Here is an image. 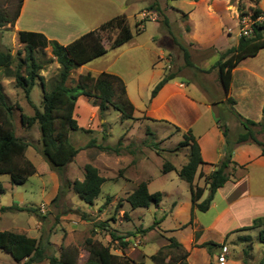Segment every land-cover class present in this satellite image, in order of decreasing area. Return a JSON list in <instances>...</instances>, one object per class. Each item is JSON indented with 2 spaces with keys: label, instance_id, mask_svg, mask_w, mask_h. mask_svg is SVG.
Wrapping results in <instances>:
<instances>
[{
  "label": "rangeland",
  "instance_id": "1",
  "mask_svg": "<svg viewBox=\"0 0 264 264\" xmlns=\"http://www.w3.org/2000/svg\"><path fill=\"white\" fill-rule=\"evenodd\" d=\"M155 1L161 8L166 6V0H132L127 7H124L126 8L124 12L128 16V23L132 28L134 37L140 43L138 49L128 52L127 46H122L115 50H110L108 54L88 63L94 74L102 68H111L112 70L120 71L121 74L130 80L129 76L131 74L142 73L144 78H146L145 86L141 89L142 97H134L139 108L136 115L139 117L142 115L141 110L148 105L149 99L152 97L154 86L162 79L158 82L154 81L157 76L155 71L161 68L159 66L154 67V62H160L163 65L161 68L163 76L171 72L178 73L181 68L185 70L184 72L181 71L180 74L183 73L185 76L189 77L192 72V67L186 65L183 53L178 46L175 45L173 56L167 62L166 56L161 55L160 50H163L166 55H168L169 50L161 45L160 40L151 42L153 36H159L160 27H165L164 17L157 11L156 13L151 12V10H154L151 7ZM39 2L46 7L47 0H39ZM96 2L97 0H95ZM168 2L169 6H178L176 0ZM79 8L81 9V7ZM238 8L239 13H248L245 3L241 1L238 3ZM81 10L83 11V9ZM144 13L146 15H143ZM249 13H252V11ZM169 15L173 21L172 25L175 31L178 32V23L174 19V17L177 20L179 19L177 14L171 12ZM236 23V19L226 20L224 31L218 34L217 43L223 48L228 46V43H235L237 33L240 30V26L238 27ZM143 25L146 26V30L142 33H137L136 29L141 30ZM233 25L236 26L228 30V27ZM227 33L231 36L228 39ZM3 35L7 36L4 39H0V42L1 40L4 42L2 45L4 50L10 48L14 54H17L18 51H23L24 45L19 40L15 41L10 38L12 31H4ZM116 35L117 30L105 32L103 34L105 44L111 45ZM212 51L213 49L200 52L199 55H196L197 57H193L192 61L195 62L193 67L195 69L198 68L199 58L205 57ZM131 54H135L134 59H129ZM20 57H24V51ZM36 57L43 66L40 73L45 75L47 88H50L57 78L59 65L53 60L50 49L37 51ZM249 59L250 62L257 60V63L251 64V67L255 70L262 69L264 73V49L258 58ZM78 76V69H73L69 84L74 85ZM0 80L4 83L10 104H20L23 112L28 115L34 114V106L40 110L43 109V87L40 80L36 81L31 91L30 100L32 104L25 96L23 90L15 86L13 78L3 76L2 70L0 71ZM132 86H134L133 82L131 83ZM193 86L194 82L192 81L188 85V92L197 98V91ZM90 102L91 104L86 101L85 97L79 99L75 117L80 128L72 130L69 138L73 145L81 148V150L60 174L51 168L50 163L41 152L42 144L39 124L35 123L30 128L25 127L21 118V110L17 107L14 108L15 134L30 143L26 156L36 166L37 173L31 176L25 184L21 185L13 184L7 174L0 175V181L5 188V191L0 194V208L13 207L5 211L0 209V230L26 232L33 237H39L41 234L50 235L53 245L52 249L48 251L49 254L59 255L63 244L78 246L80 249L79 264H83L88 257V252L84 248V241L93 234V231L95 232L93 234L94 238L105 244H108L110 240L109 231L114 229L118 235L135 233V235L139 234L141 237L142 233L139 230L150 227L156 219H160L164 214L167 220L162 225V228H171L174 222L169 208H171L174 200L183 199L190 189L189 183L180 179L175 171H170L167 174H163L164 172L162 171L163 163L166 161L172 162L177 167L187 163L189 149L179 146L180 141L183 140L184 133L175 129L174 126H156L151 121L142 118L122 121L120 112L112 106H109L101 118L98 109L97 112L94 109L93 100ZM251 110L252 112L242 114V116L254 121H261L263 118L262 111L255 105L252 106ZM221 116H223V123L228 124L232 136L241 130L242 127L236 115L228 113ZM102 119L105 120L103 124H101ZM90 120L92 121L91 123ZM88 123H90L89 126H87ZM260 138L264 140V134H261ZM93 139L96 140V145L87 146ZM119 142L121 145H118ZM152 143L157 145L153 146ZM102 145L118 148L119 152L100 150L98 146ZM87 163H91L96 167H103L102 163H108L109 167L107 171H102V175L107 180L102 185L101 195L93 205L85 203L70 186L73 181L83 179L84 166ZM247 171H250L251 176L254 178L252 180L255 188L253 192L264 193V169L247 170L241 168L239 170L241 173ZM149 177L152 178L149 185L150 192L159 191L163 193V191H169L171 193L168 196L163 193L161 207L168 209L166 212L159 210L155 205H150L149 208L132 209L125 200L127 195L141 181L149 180ZM57 195L56 200L52 201ZM108 196L110 200L106 203ZM205 198L201 199L200 202ZM120 201L122 202L121 205L118 204ZM19 206L36 207L40 210V213L46 214V219L40 221L34 213L18 210ZM213 214L214 211L208 213L197 211V215L203 224H207ZM102 221L109 223L108 230L97 226ZM259 229V227H255L249 230H239L235 235L222 237L224 239L223 242H213L216 243V245L210 246L213 256L226 249L229 251L226 264H237L240 262L241 264H260L264 259V248L258 239ZM149 232L144 237V244L140 246L142 244L140 242L135 244V246H139L138 249L148 255L145 259V264H156L149 255L161 248L159 247L158 239H162V237L170 238L171 235L184 236L187 230L172 233V231L167 232L155 228L152 233ZM130 239L133 241L134 235H131ZM223 244H226V246ZM0 264L17 263L10 253L0 249ZM42 264H48V262L44 261ZM211 264L219 263H216L213 257Z\"/></svg>",
  "mask_w": 264,
  "mask_h": 264
},
{
  "label": "trees",
  "instance_id": "2",
  "mask_svg": "<svg viewBox=\"0 0 264 264\" xmlns=\"http://www.w3.org/2000/svg\"><path fill=\"white\" fill-rule=\"evenodd\" d=\"M23 4L24 0H0V39L1 31L5 26L8 24L15 25L21 14ZM151 8L164 17L165 25L169 24L168 18L156 1ZM245 14L242 13L241 16ZM252 14L256 18L263 14V11L255 8L252 10ZM114 30H117V35L111 42V48L124 44L134 36L126 16L118 15L68 45H63L57 40H49L41 32L20 31L19 40L24 44V57L22 58L20 55L23 51L14 54L10 49L4 50L0 42V71H3V76L13 78L15 86L23 90L30 102V94L37 80L41 81L43 87V109L40 110L34 106V114L28 115L23 112L20 104L12 105L9 103L4 85L0 80V175L7 174L13 184L21 185L37 173L36 166L26 156L30 143L15 134L13 109L16 107L21 110V118L25 127L30 128L35 123L39 124L41 152L50 163L51 168L59 174L81 150V148L75 147L69 138L72 130L80 128L75 117V111L81 96L93 100L101 118L109 106L120 112L122 121L135 118V106L128 97L126 82L120 76L107 71H102L99 74L89 71L80 74L74 85L69 84L73 69L85 65L107 52L101 33ZM136 31L137 33L141 32L138 28ZM47 47H50L53 60L59 65L57 78L50 88H47L45 77L40 73L43 66L36 57L37 51ZM181 48L184 51L186 64L193 66L189 51L184 46ZM263 48L264 22H256L252 26V34L248 37H239L238 44L223 52L213 66L218 69L219 80L226 98L225 102L229 108L228 113L238 117L242 128L236 139L232 140L229 136L228 124L223 123V116L218 117L217 122L226 138L227 150L223 159L216 165L215 170L205 176L204 186L195 184L197 175L200 178L203 176L199 169L205 164V161L202 157L201 147L192 130L186 131L183 134V140L179 143V146L189 149L187 163L180 168H177L170 161L163 163L162 171L164 173L176 171L180 179L189 183L193 210L207 211L218 189L231 179L230 169L236 166L233 160V152L237 144L246 142L255 144L261 147L264 154V140L260 138V135L264 134V105L262 120L254 121L243 117L235 110L236 101L229 95L233 70L242 60L256 56ZM174 77V72L165 74L154 86L151 96L155 97L160 89ZM176 129L179 131L178 128ZM95 145L96 140L93 139L87 146ZM118 145L121 143L119 142ZM152 145L156 146L157 144L152 143ZM98 148L103 151L119 152L118 148L109 145L98 146ZM106 180L107 178L100 174L96 166L87 163L84 166L83 179L73 181L70 186L85 203L93 205L101 195L102 185ZM206 190H208V195L200 202ZM4 191V185L0 181V194ZM57 197L58 195L52 201H55ZM162 199L163 193L159 191L151 193L148 188V180H143L127 195L125 200L132 209H136L147 208L150 205L158 206ZM106 200V203L109 202L110 197L108 196ZM118 204L121 205L122 202L120 201ZM12 208L7 206L2 207L1 210L5 211ZM18 210L32 212L40 221L46 219V214L40 213V210L33 206H19ZM158 223L155 220L153 225L143 229L142 232L146 233L154 229ZM97 226L108 230L110 225L107 221H102ZM255 227L260 228L258 239L264 248V217L256 218L252 225L237 231ZM93 234L84 241V248L88 252V257L83 264H144L143 260H136L126 254V249L130 245L129 237L135 233L118 235L115 229L110 230L108 244L95 239ZM168 240L169 243L151 255V259L156 264H189L187 260L189 252L184 249L177 238L170 237ZM213 244L216 245V243L207 242L202 246L207 247L209 253L213 255L210 247ZM52 245L50 235L41 234L39 237H33L22 232L0 230V249L10 253L17 264H42L44 261H47L48 264H79L80 249L78 246L63 244L59 255H56L48 253L52 249ZM113 249H120L123 253L116 254ZM260 264H264V259Z\"/></svg>",
  "mask_w": 264,
  "mask_h": 264
},
{
  "label": "crops",
  "instance_id": "3",
  "mask_svg": "<svg viewBox=\"0 0 264 264\" xmlns=\"http://www.w3.org/2000/svg\"><path fill=\"white\" fill-rule=\"evenodd\" d=\"M131 1L97 0L95 3V0H47V5L44 7L43 3L39 2V0H24L21 14L15 25L8 24L5 26L1 31V38L4 39V37H7L3 35L4 31H12L10 38L17 41L19 40L20 31H34L45 34L49 40H57L63 45H68L87 32L97 29L101 24L115 16L125 15L128 21V16L124 12L126 8L124 7H127ZM168 1L170 0L165 1L166 6L162 10L168 18L169 24L164 25L165 27H160L159 36H153L151 42L160 40L161 45L169 50L168 55L163 50H160V54L166 56L167 62L173 56L175 45L181 49L183 56L184 51L181 46H184L190 53L191 61L200 52L213 49L210 54L199 58L198 68L195 69L193 67L194 65L189 66L192 67V72L189 74V77L183 73L180 74L181 71L184 72V68L179 69L180 72L178 73L174 72L175 77L167 82L155 97L149 99L148 105L141 110L142 115L140 117L136 115L139 108L134 97H142L141 89L145 86L146 78H144L141 72L131 74L129 76L130 80L121 74L120 71L112 70L111 68H102L97 70L96 74L107 71L120 76L126 82L128 97L135 106V119L142 118L149 120L156 126L171 125L175 129L178 128L182 133H185L189 129L192 130L201 147L202 157L205 161V164L199 169V172H202L203 176L200 178L197 175L195 184L204 186L205 176L215 170L216 165L223 159L227 150L226 138L219 127L217 119L220 115L227 114L229 108L225 102L226 98L219 80L218 69L215 70L213 66L223 52L238 44L239 31L235 43H228V46L224 48L217 43V36L224 31L226 20L228 19H236L237 26H240L242 14V12H238V3L240 1L245 3L248 13L258 8L264 14V0H176L178 2V6L176 7L173 5L169 6ZM151 12L156 13V10H151ZM171 12L176 13L179 18L177 20L174 17L178 23V30L176 29L178 32L175 31L172 25L173 21L169 15ZM234 26L236 25L229 26L228 30L233 29ZM145 30L146 26L143 25L140 33ZM104 33H101L103 44L107 48V52L104 55L108 54L110 50H115L122 46H127L128 52L133 51V49H138L140 45L133 36L131 40L124 44L116 48H111V45L105 44ZM226 36L227 39L231 37L228 33ZM3 44L4 42L1 40V46ZM48 49L50 47L44 50ZM263 49L256 56L242 60L233 70V79L229 95L235 99L236 103L234 104V108L241 115L252 112L251 108L253 105L262 111L264 105V73L260 68V70L253 69L251 64H256L257 60L250 62L249 58H258ZM11 51L13 52V50ZM130 58L134 59L135 54L129 55ZM192 63L195 62L192 61ZM153 65L154 67H163L160 62H154ZM161 68L155 71L157 76L154 81L158 82L163 77ZM77 69L79 75L85 73L86 70L87 72H93L88 66V63ZM192 81L194 82L193 87L197 91V98L188 92V85ZM132 82L134 86L131 87ZM83 97L85 96H81L80 98ZM85 98L91 104V100L87 97ZM94 109L97 112V106ZM104 121L102 119L101 124ZM235 134L232 136L230 131V139L235 140L238 132ZM233 160L236 166L230 169L232 173L231 179L223 187L218 189L210 208L204 212L214 211L212 218L207 224H203L197 215L198 209L193 210L190 189L183 199L174 200L171 208H169L171 218L174 222L171 228H162V225L167 220L165 214L160 219H156L159 223L156 224L155 228L158 230L172 231V233L187 230L184 236L171 235V237L177 238L184 249L189 252L187 258L189 264H211L213 257L217 263L218 261L216 260L223 251L213 256L209 253L207 247L202 246L204 243L223 242L224 239L222 237L225 235H235L238 229L252 225L253 221L258 217H264V193L253 192L255 188L252 180L254 178L251 176L250 171L239 172L241 168L247 170L256 168L264 169V154L261 147L248 142L237 144L233 152ZM102 164L103 167H97L101 175L102 171L109 169L108 163ZM151 180L152 178L149 177L148 188ZM163 193L166 196L171 194L169 191H163ZM207 194L208 190L205 191L201 199L205 198ZM156 207L165 212L168 210L162 208L161 203ZM139 231L142 233L141 237L139 234L134 235L133 241L129 237L130 245L126 249V254L136 260H143L145 264V259L148 255L139 250V246L137 247L135 244L142 242L140 246L143 245L147 232L143 233L142 230ZM152 231L153 229L148 232L152 233ZM168 243L169 241L166 237L158 239L159 247L165 246ZM223 245L226 246V244ZM113 252L116 254L123 253L120 249H113ZM153 254L149 256L151 257ZM228 254L229 251H226V262L223 264L227 263ZM237 264H241V262Z\"/></svg>",
  "mask_w": 264,
  "mask_h": 264
},
{
  "label": "built area",
  "instance_id": "4",
  "mask_svg": "<svg viewBox=\"0 0 264 264\" xmlns=\"http://www.w3.org/2000/svg\"><path fill=\"white\" fill-rule=\"evenodd\" d=\"M143 15H146L145 13ZM256 22H264V14L259 15L254 18L252 13L245 14L240 18V30L239 37L245 36L248 37L252 34V26ZM226 249L223 250V253L218 256L217 260L219 263L223 264L226 262Z\"/></svg>",
  "mask_w": 264,
  "mask_h": 264
}]
</instances>
